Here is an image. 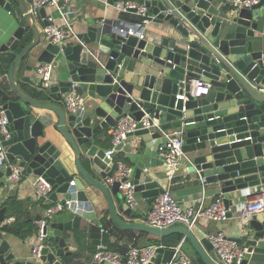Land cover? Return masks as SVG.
Instances as JSON below:
<instances>
[{"label":"water","instance_id":"95a60500","mask_svg":"<svg viewBox=\"0 0 264 264\" xmlns=\"http://www.w3.org/2000/svg\"><path fill=\"white\" fill-rule=\"evenodd\" d=\"M119 1L107 3L113 7ZM223 1L140 0L144 15L117 11L112 19L87 24L79 34L83 44L60 46L43 34L44 8L32 12V0H0V61L13 59L8 74L0 76V108L8 118L0 189L9 186L10 165L19 164L28 178L43 177L52 185L53 201H71L68 220L47 226L53 248L43 251L39 264H77L64 233L80 231L86 223L103 226L99 200L84 183L104 195L107 212L120 229L158 238L181 235L204 264H218L211 241L199 231L159 229L141 220L167 189L166 176L152 172L156 162L165 161L155 159L166 142L163 132H182L185 143L195 145L191 173L200 184L215 185L227 208L232 206L230 194L248 189L264 193V38H255L264 19V0L249 8L230 4L229 12ZM15 3L26 28L8 16ZM149 25L161 38H141ZM27 30L32 41L23 46ZM42 64L54 68L49 88L42 87L37 74ZM199 82L209 86V93L195 97L191 91ZM73 83L84 105L70 111L65 96ZM39 110L55 115L57 122L40 119ZM146 114L161 130L139 127L107 158L101 147L105 132L127 115L140 121ZM119 162L130 167L135 194L150 206L146 213L128 206L120 182L107 183ZM73 166L76 179L70 173ZM5 212L0 209V223ZM2 235L0 264H35L33 259L19 260ZM243 236L248 253L242 264H264V212L246 221ZM172 256L170 248H158L149 264H168Z\"/></svg>","mask_w":264,"mask_h":264},{"label":"built area","instance_id":"2783aa9c","mask_svg":"<svg viewBox=\"0 0 264 264\" xmlns=\"http://www.w3.org/2000/svg\"><path fill=\"white\" fill-rule=\"evenodd\" d=\"M102 1V0H96ZM260 0H229V3L236 9L242 7H252ZM73 0H32L31 11L36 12L42 8L46 10L43 18L47 25L43 27V34L48 40L57 45H65L70 42H81L79 34L75 30L71 15L74 12L72 7ZM109 5L108 3H106ZM117 11L127 12L136 10L138 14L144 15L146 7L143 3L136 0H122L113 6ZM102 23V22H101ZM133 34L132 30L129 31ZM143 38V35L141 36ZM83 44V43H82ZM85 48H87L84 45ZM96 60L99 62L97 56ZM53 65L42 64L37 68V74L43 88H49L52 82ZM206 83L199 82L193 89L192 95L202 97L209 93V87ZM77 85L72 84L70 91L65 96V106L70 111L83 108L84 98L79 96L76 91ZM261 89H264L262 87ZM180 99H186L185 96H179ZM8 118L6 111L0 108V133L3 139L8 137L6 125ZM139 127L149 129L152 132L161 130L160 124L151 115L146 114L140 121L127 115L120 119L113 131L111 147L106 151V156L111 160L116 147L129 139L131 133L136 132ZM166 140L158 151L160 158H163L166 165V176L169 181H173L180 162L187 159L188 155L184 150L185 138L182 132H163ZM3 139L0 138V167L7 163L6 150L3 146ZM11 175L8 177L9 186H17L24 180H29L23 168L19 164L10 165ZM131 169L126 164L119 162L112 176L107 178V183L120 182V189L126 197L130 208L135 209L138 205L135 194V186L132 184ZM75 182L72 181L71 185ZM35 195L44 205L43 217L35 221L37 232L32 245V259L38 261L42 257L45 249L53 248L47 233V226L50 225L55 215L62 213L70 208L71 201L62 203L53 201L51 195L54 192L52 185L43 177H35L32 180ZM264 212L262 203L244 202L241 204L240 217L247 221L253 215ZM231 208H227L223 196L217 197L212 203L207 204L205 198L199 201L195 207H182L174 198L169 190L157 196L151 205V211L146 216L145 223L154 228L166 229L173 226H185L189 230L195 229L202 221L224 222L230 218ZM104 230H102V233ZM102 238V237H101ZM211 241L218 264H242L248 253L247 245H241L235 240L228 238L223 232L212 233L208 236ZM164 246L151 245L143 248L131 247L124 257L123 255L112 252L104 245L103 240H99L96 251L93 254L91 264H149L156 256L158 248ZM165 248V247H164ZM173 251V256L168 264H196L188 256L182 247V244L168 247Z\"/></svg>","mask_w":264,"mask_h":264},{"label":"crops","instance_id":"0c3cea01","mask_svg":"<svg viewBox=\"0 0 264 264\" xmlns=\"http://www.w3.org/2000/svg\"><path fill=\"white\" fill-rule=\"evenodd\" d=\"M107 1L108 0H73L72 7L74 12L70 17L78 34L82 33L85 26L89 23H101L106 19H112L116 16L117 10L110 5H107ZM225 4L227 5L228 12L231 11L229 0L223 1L221 5ZM14 12L19 19L23 18L19 7H16ZM14 12L12 14H14ZM8 16L11 17L12 15ZM20 20V23L17 21L19 26L26 28V26L22 24L24 19ZM263 23L264 19H260L259 30L255 32L256 39L264 38ZM156 32L157 29H155L153 25H149L143 32V36L161 38ZM27 34L28 30L26 31V35ZM8 37L9 36H6V38ZM204 86L209 87L207 84ZM194 88L196 89L197 86L193 87L192 90ZM38 116L42 120H49L53 123L57 122L55 115L43 110L38 111ZM114 129L115 125L105 132V140L101 143V147L107 150L111 147V139ZM56 134L60 141V147L66 148L68 155H70L74 162L75 156L69 146L61 136L58 135V133ZM138 141L139 139H135L133 142L138 143ZM194 146L195 145H187L185 143L184 150L187 153L188 158L183 159L180 162L173 181L167 179L165 163L163 161L156 162L154 164L155 168H152V172L159 173L163 178L166 176V179L168 180L166 190H169L179 205L184 208L197 206L202 198H205L206 203L210 204L217 197L223 196L215 185H202L196 174L191 173V167L193 165L191 150ZM155 159L157 161L160 160L159 154H155ZM70 173L74 179L78 177L74 166L70 168ZM32 180L33 177L29 180H24L17 186H8L0 189V209H6L5 221L9 224L18 223L19 230L25 235L24 238H20L13 234H3L2 240L8 242L19 260H26L27 262L32 260V245L37 232L35 221L44 215V205L35 195ZM84 184L86 185L88 192L93 194L92 196H95V198L99 200V217L103 216L104 218L102 222L103 226L101 228L86 223L84 229L80 231L74 230L72 233H64L63 236L70 247V251L73 253V258L77 261V264H91L93 254L96 251V246L101 239L108 250L119 253L124 257L127 255L131 247L143 248L151 245L173 247L167 246V244L173 245L174 242H178L177 244H182L184 252L190 256L196 264H204L193 249L191 242L184 239L181 235H171L166 238H158L145 232L132 230L125 231L120 229L115 225L107 212V203L104 195L96 188L91 187L86 183ZM229 197L232 200V206L230 207L231 216L227 221L214 222L202 220L194 230L199 231L207 238L212 233L223 232L228 238L237 241L241 245H246L243 236L246 221L240 217L241 204L244 202H254L262 203L264 205V193H260L256 189H248L247 191L230 194ZM136 200L138 205L135 210L138 213L144 214L149 211L150 206L139 194L136 195ZM69 212L70 211L66 210L62 213L56 214L51 223L68 220L66 216ZM146 216H144L141 221L145 222ZM102 230H104L103 233ZM51 244L53 245V241H51ZM35 264H39V262L35 261ZM249 264L255 263L250 261Z\"/></svg>","mask_w":264,"mask_h":264},{"label":"trees","instance_id":"16d2710c","mask_svg":"<svg viewBox=\"0 0 264 264\" xmlns=\"http://www.w3.org/2000/svg\"><path fill=\"white\" fill-rule=\"evenodd\" d=\"M18 5L15 3V7ZM14 11H12L13 13ZM32 40V34L30 31H28V34L26 35L25 41L23 43V46L29 43ZM13 59L8 58V59H2L0 61V76L1 75H6L9 72L10 65L12 63ZM30 94L34 97H37V95L33 92H30ZM6 220V219H5ZM3 221L0 223V233L2 234H13L14 236L24 238L25 235L19 230L18 223L15 224H9L6 221ZM31 224V223H30ZM32 227V226H31ZM178 242H174L173 245L167 244V246H176Z\"/></svg>","mask_w":264,"mask_h":264},{"label":"rangeland","instance_id":"374dc122","mask_svg":"<svg viewBox=\"0 0 264 264\" xmlns=\"http://www.w3.org/2000/svg\"><path fill=\"white\" fill-rule=\"evenodd\" d=\"M8 14V13H7ZM12 18H14L15 20H17V21H19V23H20V19H23V18H18V16H17V14L14 12V14H12V16H11ZM24 21V20H23ZM22 24H24L25 26H27V24H26V21H24ZM28 64H27V61H25V63H24V66H27ZM0 138L1 139H3V135L0 133Z\"/></svg>","mask_w":264,"mask_h":264}]
</instances>
